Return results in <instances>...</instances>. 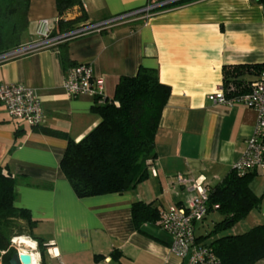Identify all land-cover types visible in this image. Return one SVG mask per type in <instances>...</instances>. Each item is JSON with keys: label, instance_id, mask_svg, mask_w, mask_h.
Wrapping results in <instances>:
<instances>
[{"label": "crops", "instance_id": "1", "mask_svg": "<svg viewBox=\"0 0 264 264\" xmlns=\"http://www.w3.org/2000/svg\"><path fill=\"white\" fill-rule=\"evenodd\" d=\"M181 1L81 0L82 8L75 6L64 14L67 21L83 15L72 27L76 28L164 3L145 20L64 43L65 65L90 64L103 80L107 99L120 77H133L140 67L155 70L159 82L169 87L154 137L155 159L145 180L127 192L77 198L59 168L65 138L41 131L60 132L78 142L100 121L91 112L92 100L65 96L62 82L67 69L59 61L58 49L0 63V81L33 89L44 112L43 124L34 130L11 120L0 106V167L14 180L15 206L36 221L33 236L46 248L41 258L37 243L23 237L35 247H18L19 252L29 254L33 264H184L170 254L171 238L151 228L157 223L136 230L131 207L135 202L152 203L159 212L182 207L193 193L178 178L186 183L204 178L212 188L241 158L245 141L253 134L255 111L241 103L212 104L207 96L223 86V69L249 67L237 78L245 90L257 76L250 67L264 66V0L176 4ZM57 18L55 0H29L21 44L34 39L39 20L55 29ZM253 193L263 202L264 191ZM214 212L196 225V237L204 235L206 218ZM237 226L242 225L228 232L247 231L238 232ZM115 251L121 257L111 260Z\"/></svg>", "mask_w": 264, "mask_h": 264}, {"label": "trees", "instance_id": "2", "mask_svg": "<svg viewBox=\"0 0 264 264\" xmlns=\"http://www.w3.org/2000/svg\"><path fill=\"white\" fill-rule=\"evenodd\" d=\"M191 1L183 0L176 4ZM28 5L29 0H0V55L21 44L27 29ZM75 6L82 8L81 0H55L58 18L54 34L70 31L84 18L81 15L72 21L65 20L64 14ZM58 57L65 70L74 66L65 65L64 43L58 46ZM245 68L249 67L223 69L224 89L232 86L235 90L233 95L243 93V82L237 78ZM250 68L254 74L264 70L263 65ZM169 95V87L159 82L155 70L140 67L133 77L119 78L107 103L92 106L91 112L100 121L78 142L60 132L41 130L65 138L66 148L59 168L77 198L120 194L145 180L155 159L154 137ZM36 128L39 127L33 129ZM18 133L17 130L15 135ZM255 176L256 173L237 174L232 169L219 184L210 188L208 213L215 211L221 219L214 222L208 233L197 237V241L210 248L221 264H256L264 260V223L240 234L228 232L261 205L262 196H256L249 187ZM14 185V180L0 167V264H8L15 253L10 240L17 237H29L35 241L41 258L46 252L42 240L32 233L36 221L31 219L27 210L15 206ZM159 214L152 203L135 202L131 207L132 220L138 232L145 223L158 224ZM18 223L23 225L26 234L21 232L22 229L14 233V226ZM120 257L116 251L110 254L111 260Z\"/></svg>", "mask_w": 264, "mask_h": 264}, {"label": "built area", "instance_id": "3", "mask_svg": "<svg viewBox=\"0 0 264 264\" xmlns=\"http://www.w3.org/2000/svg\"><path fill=\"white\" fill-rule=\"evenodd\" d=\"M163 5L164 3L147 6L139 11L119 15L98 24L81 25L63 34H54V27L47 20H39L34 30V39L1 54L0 63L40 51L57 52L59 45L71 39L99 32L103 28L145 20ZM62 89L68 98H87L95 105L108 102L104 95L103 80L93 74L90 64H76L68 68L63 76ZM234 92L232 86L227 89L222 86L207 96V100L212 104L231 106L241 103L256 113L253 134L245 141V150L233 170L237 174L264 172V70L246 86L243 93L233 95ZM0 106L5 108L13 121L23 122L30 128L40 127L43 124V108L33 89L0 81ZM178 183L184 185L193 196L186 205L172 206L159 214L158 226L171 238L168 248L170 254L185 264H221L212 250L198 242L195 235L196 225L201 223L208 213L210 187L204 178L187 183L178 178Z\"/></svg>", "mask_w": 264, "mask_h": 264}, {"label": "rangeland", "instance_id": "4", "mask_svg": "<svg viewBox=\"0 0 264 264\" xmlns=\"http://www.w3.org/2000/svg\"><path fill=\"white\" fill-rule=\"evenodd\" d=\"M249 185H250L251 189L253 190V192H255L256 194L260 195L264 191V173L260 174L259 176H255L254 178H252V180L250 181ZM219 220H220V217L218 216V214H216V212L210 214V216L206 218L207 228H206V231L203 232V233L206 234L207 232H209L208 230L212 229V226H213L214 222H217ZM263 223H264V199H263V202H262V204L260 205L259 208L251 210L249 212V214L238 223L239 225H242V226L241 227L237 226L238 227L237 230H238V232H240V230H244V229L245 230H249L253 226H256V225H259V224H263ZM238 224H236V225H238ZM246 224H248V226H245ZM17 225L18 226H14V229H13L14 233H19L21 229H22L21 232L23 234L27 233L22 228L23 225H21L19 223ZM158 227L153 226L151 228L154 229L156 234L159 235V236L168 235L160 227L159 228ZM12 242L13 241L10 240V244H11L12 247H14L15 253L16 252L20 253L18 246L14 245ZM260 264H264V261H262Z\"/></svg>", "mask_w": 264, "mask_h": 264}, {"label": "water", "instance_id": "5", "mask_svg": "<svg viewBox=\"0 0 264 264\" xmlns=\"http://www.w3.org/2000/svg\"><path fill=\"white\" fill-rule=\"evenodd\" d=\"M8 264H33V262L32 257L29 254L16 252L11 256Z\"/></svg>", "mask_w": 264, "mask_h": 264}, {"label": "bare ground", "instance_id": "6", "mask_svg": "<svg viewBox=\"0 0 264 264\" xmlns=\"http://www.w3.org/2000/svg\"><path fill=\"white\" fill-rule=\"evenodd\" d=\"M13 243L14 245L20 248H30L33 245L28 239L23 238V237L14 238Z\"/></svg>", "mask_w": 264, "mask_h": 264}, {"label": "clouds", "instance_id": "7", "mask_svg": "<svg viewBox=\"0 0 264 264\" xmlns=\"http://www.w3.org/2000/svg\"><path fill=\"white\" fill-rule=\"evenodd\" d=\"M33 247H35V245H33ZM56 254H57V255L59 254V253H58V251H57V253H56Z\"/></svg>", "mask_w": 264, "mask_h": 264}]
</instances>
